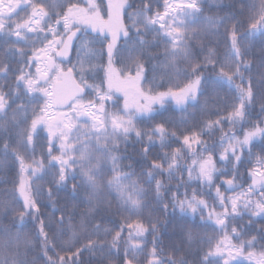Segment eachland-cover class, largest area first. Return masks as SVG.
<instances>
[{"label": "snow or ice", "instance_id": "1", "mask_svg": "<svg viewBox=\"0 0 264 264\" xmlns=\"http://www.w3.org/2000/svg\"><path fill=\"white\" fill-rule=\"evenodd\" d=\"M0 264H264V0H0Z\"/></svg>", "mask_w": 264, "mask_h": 264}]
</instances>
